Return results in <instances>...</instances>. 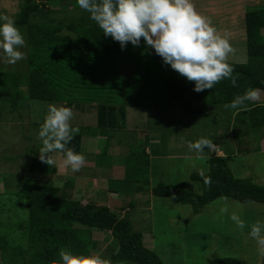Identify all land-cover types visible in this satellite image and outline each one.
Returning <instances> with one entry per match:
<instances>
[{"label":"trees","instance_id":"trees-1","mask_svg":"<svg viewBox=\"0 0 264 264\" xmlns=\"http://www.w3.org/2000/svg\"><path fill=\"white\" fill-rule=\"evenodd\" d=\"M68 1H72L73 12L80 16L78 19L62 16L61 12L67 13V7L61 11L54 9ZM80 10L76 0H25L16 25L26 30L29 50L27 72H0V101L8 104L11 113H17L30 100L61 102L72 107L77 99L84 97L85 102L98 103L88 110L96 112L97 129L105 135L120 129L126 122L127 107H144L138 98L149 100L150 106L157 104L156 96L160 93L156 86L158 78H154L153 72L148 73V69L151 62H162V58L144 44L143 38L138 47L128 43L122 50L119 42L105 36L89 19V14ZM245 37L249 63H229L234 70L236 86L224 79L213 89L195 92L194 82L180 74L166 77L162 81L173 105L184 114L197 115L206 113L210 107L229 104L235 96L248 89H259L264 93V6L246 12ZM120 62L133 64L134 71L133 68L128 70V65L121 66ZM152 77L154 80L150 81ZM21 87L26 90L22 92ZM76 108L79 107L76 105ZM238 109L249 116L248 128L264 129V105L246 101ZM152 140L157 138H149L148 141ZM82 144V136L75 134L67 147L81 153ZM145 146L143 154L138 158L133 156L136 159L128 160L126 167L130 176L127 179L142 184L139 192L150 183V158ZM39 150L27 151L25 173L29 183L26 181L24 192L16 193L26 200L28 208L27 221L18 227L23 230V237L15 243L8 234L0 232L2 258L7 257L11 264H58L61 251L94 255L99 249L95 235L110 232L113 237L109 247L112 264H163L154 252L145 247L142 233L133 229L127 209L123 217H119L111 208L95 201L83 204L74 199L71 191H75L76 186L71 180H65L62 187L51 181H42L54 171V167L40 161ZM231 160L232 157H218L214 153L208 160V173L191 175L190 181L201 185V193L187 182L159 184L151 189V193L178 205L192 206L195 214L220 198L241 204L264 205V186L250 179L235 177L230 167ZM2 170L5 169L2 167ZM7 176L3 174L0 177V190L19 181L14 177L11 184L7 182ZM207 178H210V183L206 184ZM210 264L242 262L226 258L210 261Z\"/></svg>","mask_w":264,"mask_h":264},{"label":"rangeland","instance_id":"rangeland-1","mask_svg":"<svg viewBox=\"0 0 264 264\" xmlns=\"http://www.w3.org/2000/svg\"><path fill=\"white\" fill-rule=\"evenodd\" d=\"M193 4L198 12L212 19L220 35L228 37L234 51L228 56L227 62L249 63L245 15L248 10L264 6V0H193ZM24 5L25 0H0V14L12 17L16 23ZM64 7L68 10L67 13L61 12L62 16L73 19L80 17L73 12L72 1L53 8L61 11ZM19 29L26 42L22 49L25 58L12 65L0 63L2 73L27 72L29 50L26 30L22 27ZM120 65L126 66L128 62H120ZM150 65L148 73L156 75V86L160 89L156 96L157 104L150 106L149 100L138 98L139 104L144 107H127L126 122L120 129L104 135L97 129L96 112L88 110L91 105L98 103L85 102L84 97L77 99L71 107V124L79 129L76 134L82 136L81 153L86 163L78 172H72L70 168L62 166L63 155L53 152L52 158L56 161L52 165L54 171L42 181H51L62 187L65 180H71L76 186L75 191H71L74 199L83 204L95 201L98 205L111 208L119 217H123L127 209L133 229L142 233L145 247L154 252L163 264H210V261L226 258L237 259L242 264H264V255L257 251L256 242L248 235L249 225L264 220V205L241 204L220 198L195 214L192 206L178 205L151 193V189L159 184L175 185L181 182L189 183L197 193H201V185L191 182L190 177L194 173H208V160L219 149L226 157H232L230 167L235 177L250 179L264 186L262 132L248 128L249 116L242 111L235 115L238 108L217 106L210 107L203 114H184L173 105L162 81L178 73L161 61H153ZM128 67V70L133 68L134 71L133 64ZM154 78H150V81ZM21 88L22 92L26 90ZM263 100L264 93L260 92L257 101ZM49 104L64 106L61 102L30 100L19 112L11 113L8 104L0 101V168L5 169L0 171V177L8 175L7 182L11 184L14 177L19 180L0 190V232L8 234L15 243L23 237V230L18 227L28 219L27 202L16 196V193L24 192V185L29 183L25 173L26 153L42 146L37 134ZM145 108L146 111L143 110ZM201 137L213 141L214 147L205 148L203 153L190 152L187 142ZM149 138H157V141L149 142ZM144 146L152 152L149 156L150 183L145 191L139 192L138 188L142 184L127 179L130 176L127 175L126 167L128 160L132 162L143 154ZM222 207L227 208V211L222 213ZM233 212L245 221L243 229L229 218ZM95 239L99 242V249L94 252V256L112 264L109 247L113 237L110 232L98 233ZM0 264L11 263L7 257L2 258L0 255Z\"/></svg>","mask_w":264,"mask_h":264},{"label":"clouds","instance_id":"clouds-1","mask_svg":"<svg viewBox=\"0 0 264 264\" xmlns=\"http://www.w3.org/2000/svg\"><path fill=\"white\" fill-rule=\"evenodd\" d=\"M79 9L89 14L102 33L119 42L123 50L128 43L138 47L141 38L146 46L154 49L163 64L194 82L193 90L201 92L213 89L221 80L227 79L236 86L233 67L227 62L234 49L227 36L219 34L212 19L198 12L193 0H76ZM25 38L14 19L0 14V63L16 64L25 58L22 49ZM259 89H248L226 104V108L237 109L246 101H257ZM73 110L68 106L49 104L47 114L38 130L41 142L39 159L47 165L56 161L50 153L62 152V166L78 172L86 163L82 153L67 147L79 131L71 124ZM190 152L203 153L212 149L213 141L201 137L187 142ZM203 176V172L200 173ZM210 183V178L205 179ZM220 211L226 212L227 208ZM238 228L245 221L233 212L229 217ZM248 235L264 255V220L248 226ZM58 264H108L99 256L75 254L71 251L59 253Z\"/></svg>","mask_w":264,"mask_h":264},{"label":"crops","instance_id":"crops-1","mask_svg":"<svg viewBox=\"0 0 264 264\" xmlns=\"http://www.w3.org/2000/svg\"><path fill=\"white\" fill-rule=\"evenodd\" d=\"M255 103H259V104L264 105V100H263L262 102H260V101H255ZM238 111L240 112V110H237L234 114H235V115H238V114H239ZM260 132H262V136H261V137H262V141L264 142V129H263V130H260ZM154 141H157V140H152V142H154ZM146 154L149 155V156H151V155H152L151 149L146 148ZM215 154H216L218 157H226V154H225L222 150H220V149H219V151H216ZM233 155H234V153H233ZM256 184H258V183H256ZM261 186H262V185H261Z\"/></svg>","mask_w":264,"mask_h":264}]
</instances>
